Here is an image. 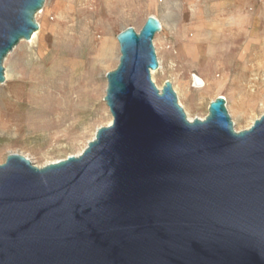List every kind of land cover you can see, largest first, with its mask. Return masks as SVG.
<instances>
[{
    "label": "water",
    "instance_id": "1",
    "mask_svg": "<svg viewBox=\"0 0 264 264\" xmlns=\"http://www.w3.org/2000/svg\"><path fill=\"white\" fill-rule=\"evenodd\" d=\"M44 4L0 0V83ZM162 29L150 15L117 35L113 120L80 154L0 164V264H264V113L238 131L218 96L190 119L152 78Z\"/></svg>",
    "mask_w": 264,
    "mask_h": 264
},
{
    "label": "rangeland",
    "instance_id": "2",
    "mask_svg": "<svg viewBox=\"0 0 264 264\" xmlns=\"http://www.w3.org/2000/svg\"><path fill=\"white\" fill-rule=\"evenodd\" d=\"M150 15L163 20L152 78L171 81L188 117L204 118L218 96L238 131L264 113V0H45L36 37L4 61L0 164L11 153L37 166L80 154L113 120L104 97L117 35Z\"/></svg>",
    "mask_w": 264,
    "mask_h": 264
},
{
    "label": "bare ground",
    "instance_id": "3",
    "mask_svg": "<svg viewBox=\"0 0 264 264\" xmlns=\"http://www.w3.org/2000/svg\"><path fill=\"white\" fill-rule=\"evenodd\" d=\"M36 37V32L34 33V35H33V37H32V39H30V40H28V41H32L34 38ZM249 73V72H248ZM251 73V72H250ZM248 77V76H247ZM249 83H251V82H249ZM196 85H198V87H200L201 85H202V81L200 80V79H197L196 78ZM245 85V84H244ZM246 86V85H245ZM247 87V86H246ZM160 89H161V87H160ZM244 105H246V104H244ZM190 119H192L191 117H189Z\"/></svg>",
    "mask_w": 264,
    "mask_h": 264
},
{
    "label": "crops",
    "instance_id": "4",
    "mask_svg": "<svg viewBox=\"0 0 264 264\" xmlns=\"http://www.w3.org/2000/svg\"><path fill=\"white\" fill-rule=\"evenodd\" d=\"M159 17V16H158ZM159 19L161 20V22H162V25H163V20L159 17Z\"/></svg>",
    "mask_w": 264,
    "mask_h": 264
},
{
    "label": "built area",
    "instance_id": "5",
    "mask_svg": "<svg viewBox=\"0 0 264 264\" xmlns=\"http://www.w3.org/2000/svg\"><path fill=\"white\" fill-rule=\"evenodd\" d=\"M160 1H163V0H160ZM195 80V79H194Z\"/></svg>",
    "mask_w": 264,
    "mask_h": 264
}]
</instances>
